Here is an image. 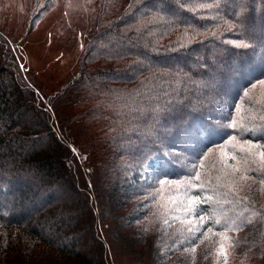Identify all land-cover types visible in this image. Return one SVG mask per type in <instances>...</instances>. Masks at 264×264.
Instances as JSON below:
<instances>
[{
    "label": "trees",
    "instance_id": "1",
    "mask_svg": "<svg viewBox=\"0 0 264 264\" xmlns=\"http://www.w3.org/2000/svg\"><path fill=\"white\" fill-rule=\"evenodd\" d=\"M83 1L47 92L0 0V264H264V0Z\"/></svg>",
    "mask_w": 264,
    "mask_h": 264
},
{
    "label": "rangeland",
    "instance_id": "2",
    "mask_svg": "<svg viewBox=\"0 0 264 264\" xmlns=\"http://www.w3.org/2000/svg\"><path fill=\"white\" fill-rule=\"evenodd\" d=\"M83 2L57 0L55 8L35 25H29L27 22L23 30L17 29L16 34L7 32L12 41H18L14 52L19 55L20 68L43 85L47 92L59 89L71 79L70 77L76 76L77 60L84 46V35L80 33V28L69 29L67 20L72 10L78 20V26L84 23V17L80 14ZM12 24L14 25V22ZM28 29L31 32L26 35ZM25 35L26 39L21 40ZM152 165L157 166L156 162L149 161L144 168L145 172L139 175L141 179L146 178L148 170L153 169Z\"/></svg>",
    "mask_w": 264,
    "mask_h": 264
},
{
    "label": "snow or ice",
    "instance_id": "3",
    "mask_svg": "<svg viewBox=\"0 0 264 264\" xmlns=\"http://www.w3.org/2000/svg\"><path fill=\"white\" fill-rule=\"evenodd\" d=\"M164 0H161V3H163ZM248 45H243V47H247ZM260 84H264V80L260 81L259 82ZM253 87H255V85H253ZM245 96L248 95L247 92L244 93ZM230 127H232L233 129H235L236 125H235V122H233ZM244 149L241 148V151H243ZM234 158V157H233ZM261 158L264 159V153L261 154ZM197 180L199 179V176H196L195 177ZM202 219V218H201ZM216 223H220L219 221H217ZM209 231H211V229H209ZM224 239L226 240H231L230 237H224ZM231 244H235L234 241H231ZM195 247L192 248V251L195 252ZM219 255H222L224 257V264H226V261H227V249L225 248V246L223 244L220 245V249H219V252H218Z\"/></svg>",
    "mask_w": 264,
    "mask_h": 264
}]
</instances>
